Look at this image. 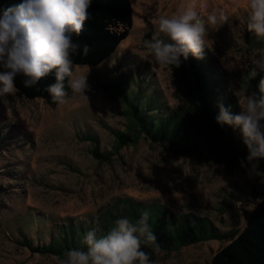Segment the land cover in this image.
Here are the masks:
<instances>
[{"label": "rangeland", "instance_id": "rangeland-1", "mask_svg": "<svg viewBox=\"0 0 264 264\" xmlns=\"http://www.w3.org/2000/svg\"><path fill=\"white\" fill-rule=\"evenodd\" d=\"M129 1L133 27L127 38L99 66L74 69L77 76L87 75L89 103L71 88L66 102L55 108L16 92L0 98V264H56L54 256L33 249L48 242L54 227L89 223L117 199L193 212L228 234L244 229L260 201L264 179L250 173V165L176 156L144 135L116 151L115 132L129 133V121L124 106L103 89L122 77L139 97L158 98L163 111L183 107L174 67L160 66L146 41H167L158 31V18L191 5L205 19L214 10L218 14V23L208 27L204 54L224 74L238 104L237 76L251 69L264 75V50L252 46L259 38L247 30L246 0ZM221 12L227 22L219 20ZM249 185L253 193L246 191ZM225 244L211 240L150 258L153 264H209Z\"/></svg>", "mask_w": 264, "mask_h": 264}, {"label": "trees", "instance_id": "trees-1", "mask_svg": "<svg viewBox=\"0 0 264 264\" xmlns=\"http://www.w3.org/2000/svg\"><path fill=\"white\" fill-rule=\"evenodd\" d=\"M23 0H0V9L15 7ZM89 19L85 21L79 36L73 40L81 47L87 44L91 51L87 56L82 52L71 58L78 67L95 68L112 55L124 41L133 27L132 6L129 0H92ZM252 46H259L264 50V40L256 39ZM181 66L174 67V75L181 97L185 105L176 110H162L158 98L139 97L135 91L127 89V81L122 77L103 86L112 99L125 108V116L129 121V133L115 132V150L119 151L130 143L138 142L141 135L151 141L162 143L166 151L176 156L195 155L201 159L222 162L242 163L248 151L243 145L239 129L232 126L218 124L219 105L233 114H239L240 108L231 94L230 85L226 83L224 74L218 72L204 53L202 59L189 55L185 61L181 58ZM75 67V68H78ZM4 69L0 67V72ZM239 84L237 91L246 94L260 95L259 88L264 75L261 71L244 70L237 76ZM23 77L15 80L16 94L27 101H42L45 106L55 108L59 102H54L46 91L50 84L55 83L54 73L42 79L38 85L26 88ZM69 77L65 78V91L69 95ZM96 149L92 154L97 155ZM108 155L112 153H107ZM105 161L109 158L104 157ZM258 170L264 173V159L255 161ZM244 166H247L245 164ZM264 179V177H262ZM248 193L255 188L249 185ZM252 211L246 217L245 227L237 234L220 231L214 223L193 212L175 213L157 202L143 203L126 199H117L106 209L97 214L96 219L89 223L68 221L67 225L54 227L46 244L32 248L41 256H61L72 249L86 250L83 244L84 235L98 229V236L106 234L115 221L127 216L133 222L140 218L147 210L148 223L156 236V243L160 246L154 250L150 244H142V250L149 256L153 253L175 254L183 247L194 246L208 241L227 242L220 247L210 259L209 264H264V188Z\"/></svg>", "mask_w": 264, "mask_h": 264}, {"label": "clouds", "instance_id": "clouds-1", "mask_svg": "<svg viewBox=\"0 0 264 264\" xmlns=\"http://www.w3.org/2000/svg\"><path fill=\"white\" fill-rule=\"evenodd\" d=\"M91 3L92 0H23L15 7L0 9V67L4 69L0 72V98L17 91V76H22L24 86L29 88L54 73L55 83L46 89L54 102H66L64 81L69 77L72 93L89 103L87 75L75 74L78 65L71 57L78 52L87 56L91 51L89 45L81 47L73 40L89 19ZM246 6L250 10L247 30L264 38V0H246ZM219 20L227 22L228 17L221 12ZM217 23L215 10L205 19L191 5L181 6L172 15H161L157 20L158 31L167 41L154 37L146 41V47L160 66L179 68L181 58H203L208 48V27ZM260 85H264V79ZM259 91V97L255 93L241 97L236 92L239 114L233 115L221 104L216 122L239 129L248 151L242 166L250 165V173L264 177L255 163L264 159V87ZM149 215L145 210L135 222L121 217L104 235L98 236L99 230L95 228L88 231L83 239L86 250H69L63 257H55L56 264H153L149 254L142 250V244H150L154 250L160 247L148 223Z\"/></svg>", "mask_w": 264, "mask_h": 264}]
</instances>
